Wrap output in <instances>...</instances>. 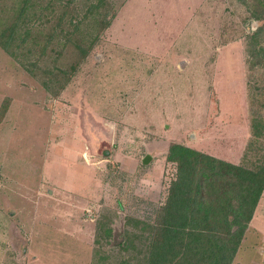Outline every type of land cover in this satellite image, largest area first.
Masks as SVG:
<instances>
[{"label": "rangeland", "instance_id": "1", "mask_svg": "<svg viewBox=\"0 0 264 264\" xmlns=\"http://www.w3.org/2000/svg\"><path fill=\"white\" fill-rule=\"evenodd\" d=\"M25 1L0 0V28ZM108 1L86 16L84 0L75 11L53 2L56 12L28 0L16 31L32 26L39 55L0 44V264H118L126 217L153 218L165 200L174 141L248 166L264 159V34L253 36L264 0ZM64 11L61 40L42 54ZM96 33L81 54L75 42ZM58 66L64 86L46 72ZM101 217L114 236L100 247ZM232 264H264V193Z\"/></svg>", "mask_w": 264, "mask_h": 264}, {"label": "trees", "instance_id": "2", "mask_svg": "<svg viewBox=\"0 0 264 264\" xmlns=\"http://www.w3.org/2000/svg\"><path fill=\"white\" fill-rule=\"evenodd\" d=\"M53 2H61L60 5L68 9L73 4V0H49L47 8L53 7L54 12L57 9ZM108 4V0H84L81 5L87 8V16L99 14L103 7L109 11ZM30 7L32 5L26 0L19 9L21 15L16 16L17 21L0 28V44L14 56H19V46L25 54L39 55L35 48L39 39L37 34L33 35L32 26H28L23 33L16 31L20 17L26 15ZM73 9H76L74 4ZM68 12H62L57 25L47 30L42 54L47 52L50 43L64 33L63 22ZM49 14L41 13V17ZM114 17L115 11L111 15L105 14L100 19V29L108 27ZM255 17L263 20V23L256 27L253 36L264 34V14L257 13ZM70 18L78 28L81 22L78 19L74 21L73 15ZM51 20L48 18L47 22ZM39 32L43 33L42 30ZM69 34L72 31L65 33L68 37ZM98 36V33L93 35L87 44L75 42L81 54L87 55L91 51ZM18 37L20 43L16 44ZM29 37L31 47L27 46ZM37 63L32 59L26 66L34 71ZM75 69L73 65L72 70ZM46 72L56 80L61 75L66 77L63 82L58 79L62 86L70 79L68 70L61 66L46 69ZM50 81L52 77L45 81L49 89ZM167 161L175 165V175L170 180L165 200L153 218L126 217L124 228L119 231L121 239L118 240L125 254H122L118 264H232L264 193V159L256 166H248L174 141L169 146ZM113 236V227L101 217L95 242L101 247L102 242H108ZM97 255V260L109 258L104 253Z\"/></svg>", "mask_w": 264, "mask_h": 264}, {"label": "water", "instance_id": "3", "mask_svg": "<svg viewBox=\"0 0 264 264\" xmlns=\"http://www.w3.org/2000/svg\"><path fill=\"white\" fill-rule=\"evenodd\" d=\"M151 157V154H147L146 157L144 158V161L147 162Z\"/></svg>", "mask_w": 264, "mask_h": 264}]
</instances>
